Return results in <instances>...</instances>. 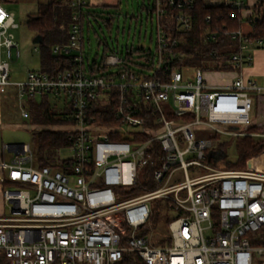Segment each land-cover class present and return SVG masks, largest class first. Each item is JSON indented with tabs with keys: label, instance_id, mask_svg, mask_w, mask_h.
<instances>
[{
	"label": "built area",
	"instance_id": "1",
	"mask_svg": "<svg viewBox=\"0 0 264 264\" xmlns=\"http://www.w3.org/2000/svg\"><path fill=\"white\" fill-rule=\"evenodd\" d=\"M61 1L77 12L68 41L56 44L53 53L77 52L76 66L53 74L30 70L25 80L15 83L10 80V62L21 57L14 33L19 24L0 4V93L16 86L23 117L29 116L26 101L45 95L65 98L71 108L67 115L71 153L61 156L59 151L54 164L36 166L27 143H3L0 180L4 201L14 215L0 217V260L264 264V151L248 160L246 168H220L217 163L227 155L226 142L212 139L217 134L264 137L228 128L252 123L255 96L264 92V86L244 70L253 61L252 44L264 41L251 40L241 29L227 31L239 42L238 50L225 60L234 68L212 70L223 74L224 84L208 85L204 69L196 68L192 80L172 65L177 58L172 46L180 39L158 19L157 48L143 58L150 67H128L122 56L111 54L105 65L119 69L92 74L82 65L77 19L93 0ZM206 1L243 10L247 6L246 0ZM169 3L179 9L175 30H190L194 1ZM163 13L158 5V16ZM34 51H40L38 43ZM112 102L115 122L102 123L101 106ZM111 132L126 139L112 140ZM148 186L153 188L145 190ZM156 201L165 205L169 219L167 228L159 226L163 237L158 243L152 238L158 228L152 223Z\"/></svg>",
	"mask_w": 264,
	"mask_h": 264
},
{
	"label": "trees",
	"instance_id": "2",
	"mask_svg": "<svg viewBox=\"0 0 264 264\" xmlns=\"http://www.w3.org/2000/svg\"><path fill=\"white\" fill-rule=\"evenodd\" d=\"M193 1V7L189 9L192 17V28L183 32H177L175 30V15L179 9L172 6L169 0H154L151 10L157 14V6L161 5L164 13L160 16L157 14V21L159 19L172 36L180 39L178 46H172L173 52L177 54V58H175L172 65L182 69L186 77V71L188 69L202 68L207 71L233 69L234 65L225 62V60L231 59L230 54L238 50L239 42L232 35H227L226 32H234L239 29L243 30L245 21L250 23L251 28L247 32L243 30L244 33L251 40L261 39L264 41V0H260L254 6L252 14L246 17L243 16V9L237 8L230 3L227 5H212L206 0ZM75 12L77 10L69 4L61 0H52L49 3L40 4L37 13L30 16L27 20V24L36 34L35 37L41 36L42 39L38 43L41 57V67L39 70L53 74L76 66L77 63L74 60V56L77 52L72 54L53 53V47L56 44L68 41L71 24L75 22L73 19ZM102 13L92 9L89 4L79 11L77 19L80 23L82 33V65L86 71L92 74H104L110 67L104 63L106 58L111 54L119 55L116 45L110 44L106 39L99 38V46H103L104 52L103 63L98 65L93 61L89 65V68L86 69L84 49L85 44L87 42L90 43V33L94 29V22H103L108 28H111L113 25V17H104L101 15ZM95 33L97 34L96 31ZM209 35H215V38L209 39ZM155 48H157L156 44ZM137 51L142 53L143 58L153 55L151 49L146 50L144 47L138 48ZM133 53L134 50L131 48L128 49L125 56L120 55L124 59V65L132 67L129 62L133 58ZM136 65L137 68L150 67V65L144 63H136ZM112 72L107 71L106 73L110 74ZM255 104L257 111L264 113V92L258 95ZM28 107L32 120L41 125L34 133L35 147L33 151L35 165L38 167L52 165L59 158L61 148L71 144L68 139V129L62 127L63 125L70 126L71 124V119L67 116L71 108L67 104V113L53 112L48 95L43 96L40 101L36 98L30 99L28 101ZM101 108L104 117H100V121L105 124L114 123L115 121L112 118V113L115 110L114 103L112 102L106 106H101ZM106 114L107 116H105ZM248 131L264 133V121L256 124L251 123L248 126ZM109 134L112 140L126 139L114 132ZM228 145L226 143L227 147ZM263 151L264 137L253 138L251 136H244L238 138L237 160L235 162L226 161V167L230 169L246 168L248 160L258 156ZM262 158L259 159L262 160ZM144 170L149 172L148 167H145ZM152 188L153 186H148L145 190ZM161 206V203L156 201V207L153 210L154 215L152 217V223L154 225L161 220ZM168 223L169 219L163 220L164 228H167ZM0 264H4V262L0 260ZM136 264L146 263L138 259Z\"/></svg>",
	"mask_w": 264,
	"mask_h": 264
},
{
	"label": "rangeland",
	"instance_id": "3",
	"mask_svg": "<svg viewBox=\"0 0 264 264\" xmlns=\"http://www.w3.org/2000/svg\"><path fill=\"white\" fill-rule=\"evenodd\" d=\"M37 0H23V2L14 1L11 5L4 3V7L15 14V20L19 27L14 29L16 40L20 45L21 57L14 58L10 62L12 83L23 81L27 78L30 70H39L41 67L40 52L34 51L35 32L27 24L30 16L37 13ZM154 0H93L90 7L98 12H103L104 17H113V25L108 28L103 22H94V29L90 33V43L85 44L84 56L86 69L95 61L98 65L103 63L104 52L103 46H99V38L106 39L110 44L118 47V54L125 56L128 49H133V58L129 62L132 67L137 68L136 63H145L142 53L138 52V48L144 47L146 50H155L157 37V14L152 12ZM97 32V34L95 33ZM88 58V59H87ZM117 66H110L108 72L116 71ZM106 71V72H107ZM104 72V74H106ZM205 79L208 85H222L223 74L219 71H204ZM187 76L195 80V69H188ZM50 97V103L53 112L67 113V100L65 98ZM42 97H37L41 100ZM28 101L26 105L28 106ZM25 105V106H26ZM26 106V107H27ZM29 108V107H28ZM0 115L2 124L0 132L4 138V143L21 144L27 143L32 150L35 147L34 133L41 125L32 120V116L23 117L19 106L17 89L14 84L7 87L5 92L0 93ZM264 121V113L256 111L252 114V123L256 124ZM68 129L69 126L63 125ZM234 131H248V126L228 127ZM157 133H160L159 131ZM210 137V132H207ZM254 138V137H253ZM259 138V137H257ZM215 142L220 140L228 143L226 149L227 155L224 159L217 163L220 168H227L226 161L235 162L237 160V139L233 137L222 138L220 134L213 136ZM210 151V150H209ZM34 152V151H33ZM71 153L70 149L63 147L60 150L61 156H67ZM7 158H11L10 153H6ZM165 205L162 204L160 222L156 223L158 228L152 234L154 242L162 241L163 232L159 230V226L163 225L167 212ZM11 207L6 204L4 214L2 216H13ZM15 216H21L16 215ZM155 224V225H156Z\"/></svg>",
	"mask_w": 264,
	"mask_h": 264
},
{
	"label": "crops",
	"instance_id": "4",
	"mask_svg": "<svg viewBox=\"0 0 264 264\" xmlns=\"http://www.w3.org/2000/svg\"><path fill=\"white\" fill-rule=\"evenodd\" d=\"M14 1L16 0H0V4L4 6V3H8L11 5ZM52 0H37L36 4L37 7L39 8L40 4L43 3H49ZM260 0H246L247 6L243 10V16L246 17L253 12L254 6L259 2ZM18 2H23V0H18ZM251 28V25L248 21H245L243 24V30L245 32L249 31ZM40 52V51H39ZM251 53L253 54V61L251 65L245 68L244 73L245 75L253 80H256L260 85L264 86V44L263 45H258L253 43L252 44V50ZM258 95L255 96V103ZM257 111V107L255 104V109L254 112ZM2 124V118L0 115V126ZM1 129V128H0ZM3 143H4V138L1 135L0 132V163L2 159L4 158V150H3ZM6 156V155H5ZM1 175V171H0ZM3 183L0 180V217L4 214L6 203L4 201V196H3Z\"/></svg>",
	"mask_w": 264,
	"mask_h": 264
},
{
	"label": "water",
	"instance_id": "5",
	"mask_svg": "<svg viewBox=\"0 0 264 264\" xmlns=\"http://www.w3.org/2000/svg\"><path fill=\"white\" fill-rule=\"evenodd\" d=\"M41 36H36L35 38H34V43H39V42H41Z\"/></svg>",
	"mask_w": 264,
	"mask_h": 264
},
{
	"label": "bare ground",
	"instance_id": "6",
	"mask_svg": "<svg viewBox=\"0 0 264 264\" xmlns=\"http://www.w3.org/2000/svg\"><path fill=\"white\" fill-rule=\"evenodd\" d=\"M216 1H219V0H215V2H216Z\"/></svg>",
	"mask_w": 264,
	"mask_h": 264
}]
</instances>
